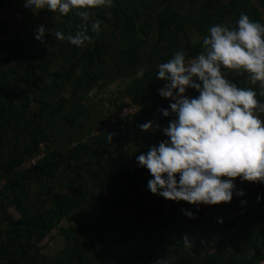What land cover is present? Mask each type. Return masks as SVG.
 <instances>
[{"label":"trees","instance_id":"1","mask_svg":"<svg viewBox=\"0 0 264 264\" xmlns=\"http://www.w3.org/2000/svg\"><path fill=\"white\" fill-rule=\"evenodd\" d=\"M7 11L23 18L11 29L0 19V264H262L264 184L237 177L232 200L218 205L170 201L147 189L152 177L135 156L167 139L140 124L151 120L162 129L175 119L171 101L158 95L157 65L180 50L193 58L210 26L234 28L240 13L264 23V0H113L89 10V22H103L101 31L79 48L54 37L56 30L75 33L81 20L74 13L33 14L23 0H0V16ZM39 20L43 42L34 38ZM190 29L197 40H190ZM222 71L264 101L246 74ZM118 80L132 81L121 98L139 111L98 135L54 147L55 123L74 128L88 112L85 94ZM115 106L119 112L126 104ZM40 154L35 165L20 168ZM59 177L68 192L51 187ZM240 190L243 196L236 195ZM54 236L64 243L55 256L43 245ZM185 237L191 247L183 245Z\"/></svg>","mask_w":264,"mask_h":264},{"label":"clouds","instance_id":"2","mask_svg":"<svg viewBox=\"0 0 264 264\" xmlns=\"http://www.w3.org/2000/svg\"><path fill=\"white\" fill-rule=\"evenodd\" d=\"M23 4L33 14L47 10L78 16L81 23L74 34L56 30L54 37L79 48L93 38L89 33L101 31L103 22H89V10L110 7L113 0H23ZM44 34V26L39 25L34 38L43 42ZM202 49L190 59L183 50L176 51L157 65L156 78L163 82L157 92L171 101L168 108L175 119L162 129L151 120L138 126L143 132L160 130L167 139L136 155L135 160L150 173L147 189L152 194L191 205H218L232 200L237 177L264 184V119L259 115L264 113V101L257 100L253 88L238 87L226 79L222 71L246 74L249 82L259 84L264 96V23L240 13L234 28L210 26ZM187 89L198 95L187 96ZM158 111L164 117L170 115L169 110ZM236 195L244 192L236 191ZM182 211L193 218L190 211ZM182 243L191 247L187 237ZM155 264H166V260Z\"/></svg>","mask_w":264,"mask_h":264},{"label":"rangeland","instance_id":"3","mask_svg":"<svg viewBox=\"0 0 264 264\" xmlns=\"http://www.w3.org/2000/svg\"><path fill=\"white\" fill-rule=\"evenodd\" d=\"M22 18H23L22 15H19L17 12H11V11H7L3 16H0V19L6 21L9 24V28L10 29H11V27L12 28H17L19 26V23L22 20ZM44 23H45L44 20H39V22H37L35 24L37 26H39V25H43ZM188 35H189L190 40H197V38L199 37V35L193 34L191 31H189ZM122 86H123L122 84H118V90L119 91L121 90V87ZM107 89L110 90L111 88L108 87ZM112 91L115 92V89H113ZM103 93H105V91H103ZM100 94H101V92H98V95H100ZM185 94L188 96L189 95V92L186 90V93ZM65 95L67 97L69 96L68 93H66ZM109 96H110V93H108L107 95H105V98H108ZM117 97H119V94H118ZM125 97H128V96H125ZM93 98L97 100V102L95 103V105L97 106V108H96V110H95L94 113H97L96 111H98V113L102 112L103 110L100 109L99 107L103 105V101L105 100L104 97L97 98V96H94ZM125 100H126L127 104L130 103V98H128V99L125 98ZM104 104L106 105L107 103L104 101ZM119 104L120 105L125 104L124 98H121L120 99ZM132 108L133 107L129 105V107L127 109L128 111L126 110V112L129 113V112L133 111V110H131ZM129 109H130V111H129ZM126 112H122L121 111L122 114L123 113H126ZM117 114H119V112L115 111L114 113H112V114L109 115V117L107 119V125L110 122L113 121V119H110V118L113 117V116H115V115H117ZM124 117H120L118 119H115L114 118V119H115V121H117V120L123 119ZM52 128H54V129H51V131L54 134H56L57 136H60V140L58 141L53 136V134H52V136H53L52 138H53V141H54V146L57 147V148H62L64 146H66V143L68 141L71 142V139L72 138L74 139V138L77 137L76 136V130L78 128H73L72 129V128L68 127V125L64 121H62V120L61 121H58L57 123H55V125ZM82 128H84V125L82 126ZM65 180H66L65 178L59 177L57 180H55L52 183H50V185L53 188V190L60 191V192H63V193L65 192L66 193V192H68V190L65 187ZM99 191H102V190L99 189ZM86 211H87V209H86ZM9 212L15 218H18L20 216L19 213L16 211V209L14 207H10L9 208ZM54 231H56V230H53L52 232H54ZM50 236L51 235H49L48 237H50ZM48 237H47V239H45L43 241V245H44V243H46V245H47L46 252L49 253V254H51V255H54L55 256L62 249L61 244H62L63 241H62L61 237H58V236H54V238H52V239L51 238L48 239Z\"/></svg>","mask_w":264,"mask_h":264},{"label":"crops","instance_id":"4","mask_svg":"<svg viewBox=\"0 0 264 264\" xmlns=\"http://www.w3.org/2000/svg\"><path fill=\"white\" fill-rule=\"evenodd\" d=\"M190 31L194 34L193 30L190 29ZM131 82L132 81H122V80L114 81L107 87H104L102 89L94 88L91 92L85 94L84 104L88 107V112L84 116V118H82L81 121L78 122V124L74 127V128H78L76 130L77 137L74 139L72 138L71 142L68 141L66 143V146L73 144L76 141H83L85 138H87L93 133L94 135H98L99 133H101L104 128L103 126L106 125L105 122L107 121L109 115L117 111V107L115 105L120 102V98L122 95L121 92L125 88H127ZM118 84L123 85L120 91L118 90ZM108 87H110L111 89L110 90L107 89ZM113 89H115V92L112 91ZM103 91H105V93H103ZM98 92H101V94L98 95ZM108 93H110V96L108 98H105V95H107ZM118 94H119V97H117ZM94 96H97V98L104 97L105 99L104 101L107 103L105 105L103 101V105L99 107L100 109L103 110L100 113H98V111H96L97 113H94L97 108V106L95 105L97 100L93 98ZM83 125H84V128H82ZM54 128H51V129H54ZM51 129H50L51 137L54 136L59 141L60 136H57L56 134H54L51 131ZM52 141H53V138H52Z\"/></svg>","mask_w":264,"mask_h":264},{"label":"built area","instance_id":"5","mask_svg":"<svg viewBox=\"0 0 264 264\" xmlns=\"http://www.w3.org/2000/svg\"><path fill=\"white\" fill-rule=\"evenodd\" d=\"M122 98H124V102H125V104H126V107L123 108L121 111H122V112H126V110L128 109L129 105L133 107V108L131 109V110H133V111H131V112H129V113L126 112V113H123V114L121 113V111H119V114H117V115H115V116H113V117L110 118V119H113V121L110 122L108 125H107V121H106V125H107L108 127H111L115 122L120 121V120H124L126 117L131 116V115H133V114H135V113H137V112L139 111V110H138V107H137L136 105H134L131 101H130V103L127 104L125 98L128 99V97H125V96H124V97H122ZM127 111H128V110H127ZM129 111H130V109H129ZM126 114H127V115H126ZM124 116H125V117H124ZM120 117H124V118L115 121V119H118V118H120ZM114 118H115V119H114ZM110 119H109V120H110ZM109 120H108V121H109ZM41 157H43V154H40V155H38V156H36V157H34V158L28 160V161L23 162V163L21 164L20 168H22V169H27V168L31 167L32 165H35L36 162H37Z\"/></svg>","mask_w":264,"mask_h":264}]
</instances>
